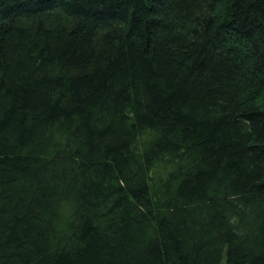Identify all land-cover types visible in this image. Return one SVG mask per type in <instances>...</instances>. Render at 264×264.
Here are the masks:
<instances>
[{
    "label": "trees",
    "instance_id": "trees-1",
    "mask_svg": "<svg viewBox=\"0 0 264 264\" xmlns=\"http://www.w3.org/2000/svg\"><path fill=\"white\" fill-rule=\"evenodd\" d=\"M0 264H264V0H0Z\"/></svg>",
    "mask_w": 264,
    "mask_h": 264
}]
</instances>
